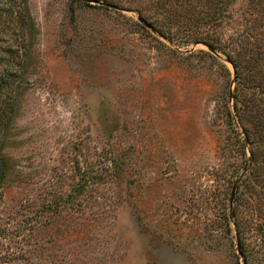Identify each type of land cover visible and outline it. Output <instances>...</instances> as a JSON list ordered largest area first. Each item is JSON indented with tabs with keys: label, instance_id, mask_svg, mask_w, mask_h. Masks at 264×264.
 Returning a JSON list of instances; mask_svg holds the SVG:
<instances>
[{
	"label": "rangeland",
	"instance_id": "1",
	"mask_svg": "<svg viewBox=\"0 0 264 264\" xmlns=\"http://www.w3.org/2000/svg\"><path fill=\"white\" fill-rule=\"evenodd\" d=\"M27 1L0 264H264V96L240 109L224 55L254 2Z\"/></svg>",
	"mask_w": 264,
	"mask_h": 264
},
{
	"label": "trees",
	"instance_id": "2",
	"mask_svg": "<svg viewBox=\"0 0 264 264\" xmlns=\"http://www.w3.org/2000/svg\"><path fill=\"white\" fill-rule=\"evenodd\" d=\"M251 2L254 4L250 3L247 7L248 11H251L249 13L251 19L246 20V28L233 42L234 46L236 45L234 49L240 50L238 51L240 58L237 60L230 52L224 53L238 81L236 94L242 99L240 100L242 111L248 108V100L260 104L261 97L264 96L258 77V73L264 68V62L263 58L257 55L260 52L256 49L259 36L264 35V0ZM35 27L27 0H0V189L9 171L8 164L1 153L5 136L16 113L22 83L31 65ZM159 33L164 36L161 31ZM194 41L212 50H223L208 38H198ZM235 109L237 111V104ZM246 140H249L247 135ZM251 145L250 161L255 171L263 162L261 157L264 156V141L256 138Z\"/></svg>",
	"mask_w": 264,
	"mask_h": 264
},
{
	"label": "water",
	"instance_id": "3",
	"mask_svg": "<svg viewBox=\"0 0 264 264\" xmlns=\"http://www.w3.org/2000/svg\"><path fill=\"white\" fill-rule=\"evenodd\" d=\"M82 1H84V2H86V3H89V4H97V5H100V6H105V7L110 8V9L120 10L119 7L115 6L114 4H111V3L105 2V1H104V2H102V1H98V0H82ZM138 21H139L141 24H143L145 27H147V28H151V27H150V24H148L143 18H138ZM207 48H208V50H209L212 54H215V52H214L211 48H209V47H207ZM236 184H237V182H235V184H234V186H233L232 193H231V198H232L233 195H234V190H235Z\"/></svg>",
	"mask_w": 264,
	"mask_h": 264
}]
</instances>
